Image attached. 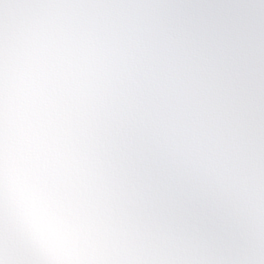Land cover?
Segmentation results:
<instances>
[{
  "label": "clouds",
  "instance_id": "1",
  "mask_svg": "<svg viewBox=\"0 0 264 264\" xmlns=\"http://www.w3.org/2000/svg\"><path fill=\"white\" fill-rule=\"evenodd\" d=\"M0 264H264V0H0Z\"/></svg>",
  "mask_w": 264,
  "mask_h": 264
}]
</instances>
